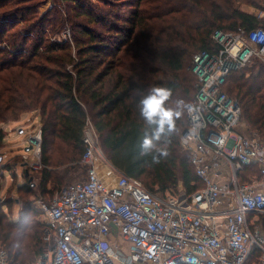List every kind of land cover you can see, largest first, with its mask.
<instances>
[{"label":"trees","instance_id":"trees-1","mask_svg":"<svg viewBox=\"0 0 264 264\" xmlns=\"http://www.w3.org/2000/svg\"><path fill=\"white\" fill-rule=\"evenodd\" d=\"M45 1L0 0V147L2 125L27 114L38 117L44 167L39 185L46 191L53 184L58 192L76 168L87 173L81 159L89 118L111 163L151 192L191 194L200 188L189 153L180 146L186 109L196 94L194 55L215 47V30L264 26L239 9L264 0H56L40 14ZM67 23L74 29L72 41L54 39ZM249 72L230 74L224 89L240 101L246 128L264 135V64L255 61ZM154 87L169 89L166 106L183 114L175 132L157 143L161 151L142 155L140 142L151 129L139 101ZM36 215L28 201L17 218L0 206V247L17 264H32L46 245Z\"/></svg>","mask_w":264,"mask_h":264},{"label":"built area","instance_id":"built-area-1","mask_svg":"<svg viewBox=\"0 0 264 264\" xmlns=\"http://www.w3.org/2000/svg\"><path fill=\"white\" fill-rule=\"evenodd\" d=\"M71 38L68 29L64 39ZM212 39L215 47L193 58L196 94L180 136L202 186L151 192L111 163L87 118L85 177L33 204L46 245L32 264H264V140L224 89L233 72L264 64V26L218 29ZM29 141L38 159L30 165L41 167L40 126ZM0 264H17L3 247Z\"/></svg>","mask_w":264,"mask_h":264},{"label":"rangeland","instance_id":"rangeland-1","mask_svg":"<svg viewBox=\"0 0 264 264\" xmlns=\"http://www.w3.org/2000/svg\"><path fill=\"white\" fill-rule=\"evenodd\" d=\"M55 5H57L56 0H46L39 7L38 11L40 14H45ZM239 9L248 14L257 16L264 21V1L258 6L242 3L239 4ZM64 14L66 15V13ZM65 27L66 30H72L73 36V27H70L68 23ZM53 38L57 41H62L64 39V33H57ZM253 64L237 73L242 74L245 72V76L248 77L250 75L249 69ZM258 70L259 66L255 67V72ZM1 127L6 132V136L0 147V206H2L3 210L7 211L11 217L17 218L26 204V201L30 202L33 208V204L36 201L42 199L48 202L47 200L50 196L55 195L57 191L53 189V184H48L46 191H44L39 185L42 176L41 170L44 168L43 165L37 168L31 167L30 165L31 162L38 160L34 156L33 149L27 150V147L30 145V137L37 133L38 122H34V118L28 116V119L24 118L20 122L4 124ZM243 128L244 125H242V129ZM252 131L264 140V135L259 131ZM84 172L83 166L76 168L72 174L74 179L71 183L84 178ZM25 186H29L32 193L26 192ZM36 220L42 224L43 217L41 213L37 212ZM120 242L124 248L127 249L128 244L123 243L122 240H120Z\"/></svg>","mask_w":264,"mask_h":264},{"label":"clouds","instance_id":"clouds-1","mask_svg":"<svg viewBox=\"0 0 264 264\" xmlns=\"http://www.w3.org/2000/svg\"><path fill=\"white\" fill-rule=\"evenodd\" d=\"M248 53L241 58L246 60ZM171 91L164 87H154L139 101V111L151 133L145 132L139 148L142 155L153 150L161 151L157 143L166 139L176 130V121L182 116V111L166 106ZM191 111V109H189Z\"/></svg>","mask_w":264,"mask_h":264},{"label":"crops","instance_id":"crops-1","mask_svg":"<svg viewBox=\"0 0 264 264\" xmlns=\"http://www.w3.org/2000/svg\"><path fill=\"white\" fill-rule=\"evenodd\" d=\"M28 116H31L32 118H34V122H38V128H39V126H40V124H39V118L36 117L34 114H27V115L24 116V118L28 119Z\"/></svg>","mask_w":264,"mask_h":264},{"label":"water","instance_id":"water-1","mask_svg":"<svg viewBox=\"0 0 264 264\" xmlns=\"http://www.w3.org/2000/svg\"><path fill=\"white\" fill-rule=\"evenodd\" d=\"M32 149V144H30L28 147H27V150H31Z\"/></svg>","mask_w":264,"mask_h":264}]
</instances>
